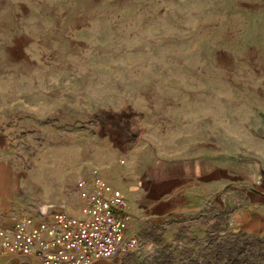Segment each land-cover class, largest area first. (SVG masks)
<instances>
[{
    "label": "rangeland",
    "instance_id": "374dc122",
    "mask_svg": "<svg viewBox=\"0 0 264 264\" xmlns=\"http://www.w3.org/2000/svg\"><path fill=\"white\" fill-rule=\"evenodd\" d=\"M94 176L139 241L90 264H264V0H0V218Z\"/></svg>",
    "mask_w": 264,
    "mask_h": 264
},
{
    "label": "built area",
    "instance_id": "2783aa9c",
    "mask_svg": "<svg viewBox=\"0 0 264 264\" xmlns=\"http://www.w3.org/2000/svg\"><path fill=\"white\" fill-rule=\"evenodd\" d=\"M82 194L79 215L56 209L39 221L32 214L14 216L0 233V250L38 264H90L135 249L139 238L130 227L128 199L100 176Z\"/></svg>",
    "mask_w": 264,
    "mask_h": 264
},
{
    "label": "crops",
    "instance_id": "0c3cea01",
    "mask_svg": "<svg viewBox=\"0 0 264 264\" xmlns=\"http://www.w3.org/2000/svg\"><path fill=\"white\" fill-rule=\"evenodd\" d=\"M87 188H85V189H87ZM79 199H80L79 204H78L79 206H78L76 212L72 211L73 209H72L71 205H69L67 202H61V203H49L48 204L49 207L47 205H43L42 207L36 208L34 210V212L21 213V214L16 213V214H12L8 217L0 218V233L4 234L6 231H8L12 227V225H13V219L12 218L14 216H18V215H22V214H32L36 217V221H39V220L45 218L47 215L51 214V212L53 210H56L57 208L63 209L67 212L69 211V213L71 211L72 214L79 215L81 212V208L85 202L82 192H81V196L79 197ZM132 208H133V211L135 214L140 215V213L145 210L146 205H145V203H142V202H139V203L136 202V204H134ZM129 214H130V212H129ZM131 216L132 215H130V219L132 218ZM134 228L137 229V226L135 225ZM10 254H14V253H10ZM17 255H20V254H17Z\"/></svg>",
    "mask_w": 264,
    "mask_h": 264
},
{
    "label": "water",
    "instance_id": "95a60500",
    "mask_svg": "<svg viewBox=\"0 0 264 264\" xmlns=\"http://www.w3.org/2000/svg\"><path fill=\"white\" fill-rule=\"evenodd\" d=\"M116 132L119 133V135H115L116 137H120L121 139L119 140L120 143L124 142L125 147L129 148L131 146V142L129 141L128 137L130 136L129 131L126 130L125 127L122 126H116L115 127Z\"/></svg>",
    "mask_w": 264,
    "mask_h": 264
}]
</instances>
